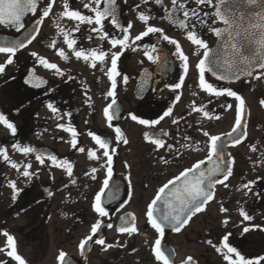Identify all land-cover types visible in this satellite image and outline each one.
<instances>
[{
  "label": "flooded vegetation",
  "instance_id": "1",
  "mask_svg": "<svg viewBox=\"0 0 264 264\" xmlns=\"http://www.w3.org/2000/svg\"><path fill=\"white\" fill-rule=\"evenodd\" d=\"M84 1L85 4L89 3V0H67L69 10H79L84 15L94 16L85 8ZM49 2L42 0L36 16L29 14L25 18L27 32L41 18L40 9ZM57 2L63 8L61 12L65 10L66 0H54L49 16L43 18L36 40L13 57V64L7 65L8 54L0 53V65L5 66V71L0 74V113L17 128L14 136L10 129L0 123V153L6 151L10 157V161L5 162L0 154V240L6 231L3 225L10 217L23 222L20 224L21 232L7 226V233L18 235L19 240L14 238L16 253L25 264H61L58 260L61 251L67 254L66 261L70 264H163L155 259L154 243L159 234L151 227L146 216L148 205L159 188L169 180L198 161L206 160L209 137L203 135L204 131L209 136L219 135L226 139V134L232 131L236 119L240 118L245 127L234 133L240 137V143L229 144L225 150L233 171L232 176L225 181L228 187L217 185L213 200L180 232L165 229L161 245L162 250L169 255V262L173 259L172 264H229L224 259L226 249L223 248L222 238L231 233L230 245L236 247L246 259L264 256V104H261L264 87L260 91L255 90V93L236 90L237 85L255 79L264 69L252 78L237 83L221 82L205 73L206 81L218 89L230 88L244 99V113L240 114L239 101L235 97H215L199 86L197 65L203 58V49L187 39L185 30L173 26L167 19H161L163 8L155 5L153 0L147 4L144 0H117L120 22L124 27L129 22L132 24L128 32L129 43L149 25L163 29L164 34L178 41L181 50L189 57L187 73L172 44L161 43L167 64L153 62L144 55V45L156 43L159 34H150L137 41L134 45L136 51L122 50L120 45L113 48L111 38H122L123 33L115 29L110 18L103 22L109 36L100 40L99 33L90 31L92 27H99L97 25L82 23L80 31H75L77 21H52ZM163 4L169 10L172 7L171 0H163ZM137 5L140 7L137 8ZM203 10L212 9L205 7ZM141 11L152 17L148 24L138 19ZM58 25L69 33V39L77 40L75 50L82 48L87 53L91 49H102L107 52L105 72L99 70L102 66L99 61L96 68H92L91 60L77 59L75 51L68 48L64 36L58 31ZM222 25L217 21L213 26ZM26 34L24 30L16 33L0 26V42ZM198 34L209 48L213 46L215 37L207 28L199 30ZM89 35L93 37L92 40L87 39ZM53 40L56 41L55 47H49ZM60 49H64L69 56L67 62L59 56ZM147 50L151 51L150 48ZM120 51H123L118 61L121 75L116 77L115 97L120 118L113 119L112 127H109L104 109L112 98L106 96L111 90V80L106 72L110 68L112 52ZM194 51L197 54L194 55ZM31 52L57 64L65 72V77L56 75L54 69L44 68L30 55ZM33 70L36 77L46 79L48 83L41 88L26 83L34 79ZM68 76L72 79H67ZM123 76L128 77L126 84ZM146 78L147 86L141 92ZM181 80L183 83L180 88L170 87ZM49 102L60 110L59 115L47 107ZM169 107L173 109L172 114L155 126L141 125L129 115L131 113L141 119L157 120ZM197 108L208 110L209 117H204L203 111H197ZM217 116L219 119L215 118ZM174 120L178 123H173ZM59 124L65 127L62 129L58 127ZM222 124L227 125V128L221 131L219 128ZM116 127L121 129L127 144L117 141ZM153 127L168 133L161 137L165 147L157 148L150 138H146L145 133L151 137ZM69 128L76 130V148L72 147L73 136L67 130ZM90 132L111 141L109 152L113 156V178L110 186L113 189L118 186L119 192L118 199L106 207L109 213L107 217H101L94 208L95 195L101 191L106 176L107 158L103 156L104 150L89 135ZM14 144H19L20 148L14 147ZM169 144L173 145L171 150L167 147ZM184 144L188 147H182ZM25 146L38 151L26 155L21 151ZM81 147L84 152L79 151ZM112 148L116 149L114 153ZM91 152L96 153V158L90 156ZM228 153L231 155L228 156ZM38 154H43V164L36 160ZM49 154L57 157L56 162L49 158ZM13 163L18 168L12 167ZM28 164H31V168H28ZM68 164L73 168L71 177L67 174ZM102 164L104 168H101ZM92 168L98 169L94 180L91 179ZM26 170L34 173L30 179L23 176ZM73 179L76 180L75 185L71 183ZM12 182L20 190L18 195L16 189L11 187ZM249 182L251 191L243 188ZM102 200H106V197H102ZM221 207L228 211H221ZM241 209L252 219L243 220ZM54 215L62 216L60 220L56 219L59 222L56 237L48 235ZM123 216L129 217L128 227H131V217H135L137 232H119ZM225 220L228 221L227 225L224 224ZM97 221L102 222V228L82 253L79 245L91 234V227ZM108 223L112 224L111 228L107 227ZM245 227L250 231L245 233ZM98 238H104L105 245L96 244ZM209 240L213 242L212 245L208 243ZM70 241L73 245L68 246ZM109 244L111 248H107ZM25 245H31L30 252L25 251ZM3 250L8 256L12 247L7 244ZM188 257L192 260H188ZM232 258L237 259L235 254H232ZM9 262L20 264L10 256L7 264ZM260 264H264V261H260Z\"/></svg>",
  "mask_w": 264,
  "mask_h": 264
},
{
  "label": "snow or ice",
  "instance_id": "2",
  "mask_svg": "<svg viewBox=\"0 0 264 264\" xmlns=\"http://www.w3.org/2000/svg\"><path fill=\"white\" fill-rule=\"evenodd\" d=\"M149 0H144L147 4ZM155 5L162 7L164 15L161 19H167L173 26L185 30L187 32V39L198 48L203 49V58L199 60L197 68L199 72V86L207 92L209 95H214L215 97L228 96L235 97L239 101V112L244 113L245 101L244 99L234 90L230 88H220L218 89L216 85L211 82L206 81L205 73H209L216 80L224 81L226 83H231L240 80L242 77H251L253 72L257 69H264V0H171V9L169 10L163 4V0H153ZM42 3V0H0V26L6 29L14 30L16 33H21L24 30L27 34L20 39L5 40L0 42V53L8 54L6 60L7 65L13 64V57L17 53L25 49L28 45L32 44L36 40L39 34L40 27L43 23V18L48 17L54 0L40 9V16L32 26V31L27 32L25 17L29 14L36 16L38 5ZM104 5L101 7V5ZM195 5V6H192ZM140 5H137L139 8ZM207 7L212 9L211 11H204L203 9ZM65 10L61 13L62 17H67L70 20L77 21L75 31H80V24L86 23L89 26L97 25L99 27L90 28L91 32L99 33V39L105 40L108 38L109 33L105 31L104 20L110 18V22L123 33L122 38L113 36L111 38V45L115 48L120 45L123 49H130L131 51H136L134 46L137 41H141L144 37H149L150 34L157 36V42L151 45H144L145 52L144 55L148 57L149 60L157 62L159 64H167V57L163 55V48L161 47L162 42H167L175 46L176 55L181 60L183 69L185 73L189 70V57L181 50V46L173 38L164 34L163 29L155 26L149 25L146 30L142 31L140 34L136 35L129 43L130 36L128 34L129 29L132 28V24L129 22L127 27H124L120 22L119 18V6L117 0H89V3L85 4V8H88L93 15H84L79 10H69V3L65 2ZM152 17L149 13L141 11L139 13L138 19L145 24H148ZM219 21L224 25V27H214ZM207 28L210 33L219 41V47L215 52L209 48L208 43L198 34L199 30ZM58 31L64 36L65 41L69 49L75 51V56L77 59L83 58L84 61L91 60V67L96 68L97 61L102 63L100 67L101 72H105L104 62L108 57V53L102 49H91L89 52H85L82 48L80 50H75L74 45L77 44L76 39H69V33L65 32L64 28L58 25ZM88 40H92L93 37L89 35ZM56 41L53 40L49 47H55ZM151 49L149 52L147 49ZM59 56L63 58L65 62L69 60V56L65 54L64 49L59 50ZM123 51L112 52L110 59V68L106 72L111 80V90L106 93L107 97H111V103L107 105L104 109V115L107 118L109 127H112L113 119H119V107L117 106L116 89L117 80L116 77L121 75L118 71V61L120 60ZM155 54V55H154ZM197 54L196 51L193 53ZM31 56L35 57L39 64H41L46 69H54L55 74L60 77H65V72L61 70L57 64L49 62L44 57H41L36 52H31ZM5 71V66L0 65V74ZM32 77L34 79L27 80L26 83H31L34 88H41L48 83L46 79H42L35 76V71L32 72ZM257 79L260 78L259 75L256 76ZM67 79L71 80L72 77L68 76ZM128 81L127 76H123V82L126 84ZM183 81L174 86L173 88H180ZM147 86V78L145 79L144 85L141 88V92L145 90ZM177 100L180 99L179 96L176 97ZM195 104V101H193ZM264 104V100L261 101ZM47 107L54 113L60 114V110L51 102L47 104ZM231 107V105H227ZM109 109L112 111L109 112ZM172 107H169L167 111L163 113L162 116L157 120L141 119L135 114H129L133 121H138L141 125L155 126L160 123L165 117L172 114ZM197 111H203L204 117H209V111L204 108H197ZM19 111V109L17 110ZM191 114V113H189ZM71 116V113L67 114ZM219 119V116L215 117ZM0 123L5 125L11 130V133L15 136L17 133V128L13 122L3 114L0 113ZM173 123H178L174 120ZM58 127L64 128L63 124H59ZM245 125L241 123V119L237 118L235 121V126L232 131L226 134L227 139H222L219 135H211L207 131L203 132L205 137H209L208 142V152L206 160H200L195 163L192 167L185 169L179 175L175 176L174 179L169 180L166 184L159 188L157 195L148 205L146 216L151 224V227L159 234V238L155 240L154 243V254L157 261H162L163 264H169V255L162 250L161 241L165 236V228H170L174 232H180L184 226H186L189 221L198 213L205 210L206 205L213 200L214 192L217 185H223L228 187L225 183L232 176L233 171L229 166V161L225 157V149L229 144H239L240 137L234 135L238 129H243ZM71 131L73 140L72 147L76 148L77 141L75 128H69ZM117 141H122L127 144L128 141L124 139L123 133L119 127L115 128ZM99 145L100 149H103V156L106 157V176L103 179V184L101 191L95 195L94 208L95 212L99 213L101 217H107L109 215L106 210L107 205L112 204L116 199H118V186L113 189L110 186V181L113 178V156L109 152L111 141L106 138H101L99 135L94 133H89ZM167 132L163 130L152 128L151 137L148 133H145L146 138H150L151 142L157 146V148L165 147V141L161 138L162 136H167ZM14 147L20 148L19 144H14ZM168 149L171 150L173 145H167ZM182 147L187 148L188 145L184 144ZM24 154H31L37 152L38 150L31 147L25 146L21 149ZM80 152H84V148H79ZM116 151L112 148V152ZM3 155L5 162L10 161V157L5 152L0 153ZM231 154L228 153V156ZM90 156L96 158V153L91 152ZM49 158L56 162L57 157L55 155L49 154ZM41 164L44 163L43 154H38L36 156ZM168 163L167 160L164 161ZM67 163V161H65ZM206 165V166H205ZM12 167L18 168V165L13 163ZM105 165L102 164L101 168ZM28 168H31V164H28ZM19 170V169H18ZM97 168H92L91 179H96L95 173H97ZM68 176L73 175V168L71 164L67 167ZM34 173L30 171H24L23 176L26 178H31ZM85 175H90L85 173ZM222 177V178H221ZM73 185L76 184V180L71 181ZM250 184L246 183L243 185L244 189L251 191ZM11 187L16 189L15 182H12ZM67 187V185H65ZM105 190H108L107 192ZM19 189H16L17 195L19 194ZM51 194V193H50ZM102 197H106V200H102ZM16 197L14 196L13 199ZM221 211L227 212L228 209L221 207ZM158 213L159 215H155ZM241 215L243 220H251L252 217L248 215L246 211L241 209ZM129 223V217H121V226L119 227V232L121 233H135L138 229L135 226V217H131V227L126 226ZM228 221L225 220L224 224L227 225ZM108 228L112 227L111 223L107 224ZM102 228V222L97 221L91 227V234L87 236L79 245L81 252L85 250L86 245L89 241H92L93 236L97 234ZM245 233L249 232L250 229L245 227L243 229ZM4 235L7 236L8 244L11 245L12 250L8 252V256L14 257L15 260L19 261L20 264H25V261L16 253V247L14 244V238L9 235L6 231ZM231 233L223 236V248L226 249L224 254V259L229 262V264H260V261H264V256L258 257L256 259H246L237 250L236 247L231 246L229 243V237ZM98 245H105L104 238H98L95 240ZM210 245L213 244L211 240L208 241ZM216 247V245H213ZM112 245H107V248H111ZM220 251V248H217ZM174 255V252L172 253ZM232 254H235L237 259L233 260ZM66 253L60 252L58 260L61 264H70L66 261ZM188 260H192L188 257Z\"/></svg>",
  "mask_w": 264,
  "mask_h": 264
},
{
  "label": "rangeland",
  "instance_id": "3",
  "mask_svg": "<svg viewBox=\"0 0 264 264\" xmlns=\"http://www.w3.org/2000/svg\"><path fill=\"white\" fill-rule=\"evenodd\" d=\"M84 4H85V1H84ZM79 7H83V5H79ZM62 6L57 2V4L55 5V10L57 11H54L53 13V16H52V21H58L60 20V23H63L66 19H68L67 17H62L61 16V11H62ZM61 12V13H60ZM50 19V21H51ZM77 24V22H76ZM260 78L257 79V78H252L249 80L248 83H241L239 85L236 86V90L237 91H250L251 93H255V90L256 91H260V89H262L264 87V71L261 72V75H259ZM248 88V89H247ZM246 92V93H247ZM255 103V102H254ZM259 103H257L258 105ZM256 105V104H255ZM260 106V105H259ZM227 128V125H220V128L219 130H224ZM141 212V210H139ZM59 217H62L61 215H54V218L52 217V221L50 222V227L48 228V235L49 236H52V237H56L57 235L55 234L56 233V227L59 225V222L57 220H60ZM10 217H8V220H7V223L3 225V227L5 228L6 232H7V226L8 228H15V230H17L18 232H21V229H20V224L23 223L22 221H18L19 219L15 220V219H9ZM57 219V220H56ZM3 235V234H2ZM12 237L13 238H16L17 240H19V237L18 235L16 234H12ZM7 244H8V240H7V236L3 235L1 240H0V264H7V253L3 250L5 247H7ZM73 243L70 241L68 243V246ZM26 246V250L25 251H29L31 250L30 246L29 245H25ZM49 259H45V261H48ZM9 264H11L9 262Z\"/></svg>",
  "mask_w": 264,
  "mask_h": 264
},
{
  "label": "water",
  "instance_id": "4",
  "mask_svg": "<svg viewBox=\"0 0 264 264\" xmlns=\"http://www.w3.org/2000/svg\"><path fill=\"white\" fill-rule=\"evenodd\" d=\"M26 18V17H25ZM222 27H224V25L222 26ZM221 27V28H222ZM32 31V28L29 30V32H31ZM24 36V35H23ZM23 36H20V37H17V38H12V39H20V38H23ZM12 39H9V40H12ZM215 39H216V41H215V44L210 48L211 50H212V52H215L216 50H217V48L219 47V41H218V39L215 37ZM260 70H262V69H257L256 71H254L253 72V74H255L256 72H258V71H260ZM253 76V75H252ZM251 76V77H252ZM247 78H250V77H242L240 80H238V81H234V82H239V81H241V80H244V79H247ZM224 82V81H223ZM243 125H244V121H243ZM238 131V130H237ZM223 139V138H222ZM227 139V138H226ZM226 150V149H225ZM224 150V151H225ZM225 157H226V152H225ZM226 159H227V157H226ZM206 166V165H205ZM229 166H230V163H229ZM155 215H159L158 213H155ZM165 229H167V230H171L170 228H165ZM172 231V230H171ZM173 257V254L171 253V258ZM172 262H173V259L169 262V264H172Z\"/></svg>",
  "mask_w": 264,
  "mask_h": 264
}]
</instances>
